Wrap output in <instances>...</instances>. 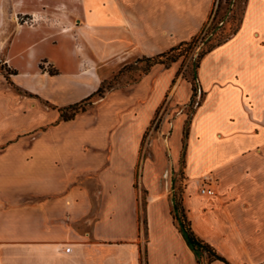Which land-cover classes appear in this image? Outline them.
<instances>
[{
  "label": "crops",
  "instance_id": "1",
  "mask_svg": "<svg viewBox=\"0 0 264 264\" xmlns=\"http://www.w3.org/2000/svg\"><path fill=\"white\" fill-rule=\"evenodd\" d=\"M214 6L0 0V61L11 71L0 72V264H143V252L145 264H197L172 214L187 117L160 115L164 105L191 101L180 61L153 65L73 119L58 108L94 94L103 69L190 40ZM198 77L204 97L185 155L188 218L230 264H264V0L245 1L237 31L205 55ZM209 172L214 196L200 193Z\"/></svg>",
  "mask_w": 264,
  "mask_h": 264
},
{
  "label": "rangeland",
  "instance_id": "2",
  "mask_svg": "<svg viewBox=\"0 0 264 264\" xmlns=\"http://www.w3.org/2000/svg\"><path fill=\"white\" fill-rule=\"evenodd\" d=\"M246 0H215V6L211 13V16L206 24V28L201 37L204 39H199L198 45L189 53L186 57H181L180 61V69L179 76L187 79L188 81L191 79L192 69L194 67L195 60L197 59L198 54L209 48L211 45H216L219 42H224L228 40L233 32L238 28L241 19L242 13L244 9V4ZM20 22L24 24H31V19L27 16L19 17ZM27 21V23L25 22ZM199 34V33H198ZM143 57H137L131 59L130 61L123 64L121 67L116 68H105L101 71V74L104 78L103 81L106 88L108 90L120 88L122 86H126L136 82L140 78L141 69L145 67V62L138 60H142ZM137 65V66H134ZM132 66V67H131ZM136 67V68H135ZM122 70V72H120ZM199 70V69H198ZM0 72H3L6 77L9 76L11 72L9 68L5 67V65L0 61ZM106 90V92L108 91ZM99 97H95L93 101L97 100ZM203 97L198 94L196 98L195 105L193 109L196 110V103L198 101L202 102ZM192 108H189L188 105L186 107L179 106L178 107H170L168 105H164L162 113L160 114L162 118L166 117L169 121L173 120V116L177 115L179 112H184L186 117L188 118L189 114H191ZM169 115V116H168ZM158 121L152 125L151 130L147 133L143 140V145L141 149V162L140 167H142L143 162L151 156V142L152 136L155 134V129L157 128ZM172 128L170 126L168 132L164 135L163 146L164 151L167 154V161H169V148L167 144V137L171 135ZM140 170V169H139ZM187 176L185 175V163H181L177 170L172 175L173 188L172 194H175L178 200H181L184 204V188L186 185ZM136 187L141 188L143 192L145 188L139 184V171L137 176ZM145 194H143V197ZM144 205V203H143ZM141 220L143 221L144 228L146 229L145 223V214L141 212ZM146 231V230H145ZM142 263L145 264V253L142 255Z\"/></svg>",
  "mask_w": 264,
  "mask_h": 264
},
{
  "label": "trees",
  "instance_id": "3",
  "mask_svg": "<svg viewBox=\"0 0 264 264\" xmlns=\"http://www.w3.org/2000/svg\"><path fill=\"white\" fill-rule=\"evenodd\" d=\"M206 24L201 30V32L193 36L190 40L182 41L178 43L177 45L171 47L170 49L162 53H159L157 55H154L152 57H143L142 60H138V63H140V61H143L146 64L145 67L141 69L140 76L147 73L150 70V68L155 64H163L168 67L171 64L179 61L181 57L188 56L189 53L198 45L199 39L200 38L204 39V37H201V36L205 31ZM237 29L235 30V32L237 31ZM235 32H233V34ZM224 42H219L216 45L209 46V48H207L206 50L201 51L198 54L197 59L195 60L196 62L194 63V67L192 69L191 79L189 80L192 84L193 95H192L190 103L188 104V107L192 109H190L191 114H189L186 120L185 126H184V130H183V149H182V155H181V163L182 162L185 163L187 140L189 137L191 120H192L193 114L196 111L195 109H193V106L195 105L198 94L204 97V92L201 88L199 77H198V69L200 67V63L206 54H208L216 46ZM134 66H137V65H134ZM50 71L53 72L52 70ZM120 72H122V70H120ZM104 82L105 81L102 82L100 88L91 96L75 104H72L66 107H59L58 110L60 112L61 118L63 120H70V119H73L78 113L84 112L87 109L91 108L94 103L93 99L95 97H103L104 94L106 93V90L109 89L105 87ZM200 105H201V102L198 101L196 103V109ZM172 214L174 217V221L177 224L183 236L185 237L187 244L190 246V248L195 253L197 264H210L211 262L215 260H221L227 264H230L221 254H219V252L212 245H210L209 243L201 239L194 232L192 225H191V221L188 218L186 208L184 204L182 203V201L177 199L175 194H173Z\"/></svg>",
  "mask_w": 264,
  "mask_h": 264
},
{
  "label": "built area",
  "instance_id": "4",
  "mask_svg": "<svg viewBox=\"0 0 264 264\" xmlns=\"http://www.w3.org/2000/svg\"><path fill=\"white\" fill-rule=\"evenodd\" d=\"M27 23V21H25ZM200 193L205 196H214L217 194L218 179L214 172L205 174L200 179Z\"/></svg>",
  "mask_w": 264,
  "mask_h": 264
}]
</instances>
